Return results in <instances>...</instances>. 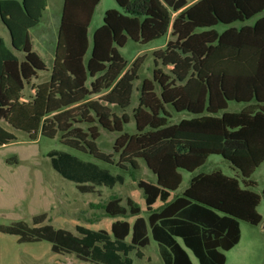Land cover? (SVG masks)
<instances>
[{"label":"trees","instance_id":"obj_1","mask_svg":"<svg viewBox=\"0 0 264 264\" xmlns=\"http://www.w3.org/2000/svg\"><path fill=\"white\" fill-rule=\"evenodd\" d=\"M114 1L122 12L105 11L85 59L88 28L100 0H63L48 79L31 86L25 99L26 87L47 71L29 35L46 2L0 0V21L9 35V46L0 38V122L23 132L29 142L58 137L61 145L115 167L132 181L142 161L155 176V183L136 181L147 216L131 199L123 207L111 197L102 206L107 217L132 221L115 220L108 232L76 226L74 235L40 225L45 218L39 215L32 227L15 222L0 226V233L17 237L18 243L45 241L52 253L83 262L132 264L130 255L142 257L149 232L163 264H193L185 249L198 264H225V253L240 240V222H262L257 208L264 189L256 194L250 177L264 164V15L251 26L234 24L262 14L264 0ZM217 25L227 28L218 33ZM167 34L164 48L153 53L152 81L141 82L129 116L125 110L142 57L127 68L118 49L128 40L145 45ZM230 102L243 106L227 112ZM167 107L193 117L169 125ZM130 119L134 134L123 132ZM100 128L118 133L111 154L98 149ZM15 141L0 125V147ZM213 155L238 171L240 180L219 171L198 173L170 200L182 180L179 171L193 173ZM47 157L81 193L123 183L122 176L69 153L50 151ZM157 202L161 206L155 208Z\"/></svg>","mask_w":264,"mask_h":264},{"label":"rangeland","instance_id":"obj_2","mask_svg":"<svg viewBox=\"0 0 264 264\" xmlns=\"http://www.w3.org/2000/svg\"><path fill=\"white\" fill-rule=\"evenodd\" d=\"M46 8L42 12L39 23L29 30L32 42V50L49 65L48 55L55 48L57 40L58 24L61 16L63 0H45ZM114 9L122 12L114 0H100L93 13L89 28V49L85 59L89 57L91 38L93 32L102 25V18L105 11ZM264 15V13L262 14ZM256 16L247 22L235 23L234 27L240 28L242 25H253ZM227 27L217 25L214 29L221 33ZM0 38L9 46V35L7 29L0 21ZM167 37H162L148 44L142 45L130 40L119 48L118 51L129 68L132 62L142 57V64L138 71V79L133 82V90L129 107L125 113L131 116L133 108L138 104L140 85L143 80L152 81L154 70L153 53L164 48ZM160 67V66H159ZM168 72L167 68L163 69ZM46 72H39L37 83L47 80ZM31 84L24 91L26 99L32 94ZM156 93L159 88L156 87ZM242 104L228 103L227 112H238ZM112 111L121 115V111L112 108ZM170 112L168 124H177L181 120L190 119L193 116L186 112ZM220 114H218L219 116ZM0 125L13 133L16 141L9 145L0 147V226H10L15 222H24L29 227L33 226V218L44 215V220L40 225H50L55 229H62L76 235L75 227H84L90 230L109 231L110 225L115 220H126L131 222L132 218H109L105 214L102 206L111 197L120 199V205L126 207V199H131L141 210L140 215L146 217L143 195L136 185V181L155 183V176L147 169L142 161H139V170L135 174L136 181H132L128 175L121 173L115 167L108 166L96 161L92 157L68 149L59 143L58 137L46 139L39 137L35 142H29L26 135L20 131L9 129L3 122ZM123 132L135 133L133 120L123 126ZM97 140L98 149L104 154H111L115 138L118 133L107 132L99 129ZM50 151L69 153L83 162H91L101 169L108 170L112 175L123 177L122 184L113 187L95 186L89 193H81L76 185L63 179L56 173L50 164L47 153ZM116 160V156L114 157ZM219 171L222 174L235 177L240 180L238 171L220 156H210L205 164L193 173L180 170L182 177L178 189L171 192L170 200L181 195L187 188L191 177L198 173H210ZM256 185L252 189L259 196L264 189V164H261L251 175ZM157 202L154 207H160ZM258 213L262 217V222L257 226H250L245 222H240V241L237 246L228 251L225 264H264V201L261 200ZM149 244L141 248L142 257L136 258L134 253L130 255L132 264H163L159 253L158 244L153 241L148 232ZM178 242L182 245L181 241ZM183 246V245H182ZM193 264H198L192 253L185 249ZM0 264H92L78 260L72 254H54L50 251V244L45 241L36 243H18L17 237L0 233Z\"/></svg>","mask_w":264,"mask_h":264},{"label":"crops","instance_id":"obj_3","mask_svg":"<svg viewBox=\"0 0 264 264\" xmlns=\"http://www.w3.org/2000/svg\"><path fill=\"white\" fill-rule=\"evenodd\" d=\"M263 13H264V12H263ZM263 13H262V14H263ZM262 14H260V15H258V16L261 17V16H263ZM259 17H258V18H259ZM258 18H257V19H258ZM257 19H256V20H257ZM256 20H255V21H256ZM242 26H243V25H242ZM248 26H249V25H248ZM224 30H225V29H224ZM87 36H88V33H87ZM166 37H167V40H168V39H169V34H167ZM88 40H89V38H88ZM167 40H166V42H167ZM53 59H54V49H52V50L50 51L49 55H48V61L50 62V64H49V65H46V64H45V65H46V68H47L46 74H47L48 76H49V70H50V68H51V66H52ZM48 76H47V79H48ZM36 80H37V79H36ZM36 80H34V82H36ZM45 81H47V80H45ZM45 81H43V82H45ZM39 83H42V82H39ZM39 83L36 82L35 85H37V84H39ZM239 241H240V240H239ZM238 244H239V242H238ZM238 244H237V245H238ZM237 245H236V246H237ZM233 248H234V247H233ZM233 248H232V249H233ZM226 253H227V252H226ZM226 253H225V254H226ZM225 257H226V256H225Z\"/></svg>","mask_w":264,"mask_h":264}]
</instances>
